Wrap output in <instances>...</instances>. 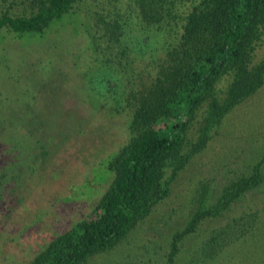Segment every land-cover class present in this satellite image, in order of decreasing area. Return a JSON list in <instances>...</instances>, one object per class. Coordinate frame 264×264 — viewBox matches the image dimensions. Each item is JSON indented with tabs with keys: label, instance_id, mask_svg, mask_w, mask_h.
<instances>
[{
	"label": "rangeland",
	"instance_id": "374dc122",
	"mask_svg": "<svg viewBox=\"0 0 264 264\" xmlns=\"http://www.w3.org/2000/svg\"><path fill=\"white\" fill-rule=\"evenodd\" d=\"M196 1L163 0L162 22H152L157 32L141 30L137 0H83L42 34L0 30V110H20L9 118L13 123L0 122L15 135L31 133L22 146L18 136L14 150L36 153L30 160L33 165L26 167L16 157L11 178L0 190V264H28L50 240L94 211L113 178L107 160L129 139V114L115 107L113 97L94 90L92 82L109 70L104 62L114 58L141 83L177 42L184 16ZM100 19L111 28L124 26L125 34L112 47L97 39L95 43L94 27ZM126 20L140 26H126ZM124 49L127 53L121 55ZM263 57L264 35L254 61ZM12 75L21 76L22 82L11 80ZM110 79V90L115 91L117 81ZM228 86L229 79L222 78L216 96L224 98ZM29 87L36 96L29 93L26 102ZM208 104L203 103L192 122L185 150L202 129L210 139L178 173L170 195L120 244L84 264H165L171 239L198 206L200 191L206 195L205 204H212L226 184L264 160V84L210 127L205 126ZM52 121L58 124L50 125ZM37 140L49 144L31 147ZM222 229L219 252L205 264H264V184L247 192L224 215L205 219L181 242L179 264H204L196 253ZM230 229L251 231L238 239L227 237Z\"/></svg>",
	"mask_w": 264,
	"mask_h": 264
},
{
	"label": "trees",
	"instance_id": "16d2710c",
	"mask_svg": "<svg viewBox=\"0 0 264 264\" xmlns=\"http://www.w3.org/2000/svg\"><path fill=\"white\" fill-rule=\"evenodd\" d=\"M82 1L21 0L19 3L18 0H0V30L19 35L42 34ZM162 3L163 0H137L139 16L144 23L142 31L157 32L152 22H162ZM128 20L124 22L126 26L139 25L138 22L128 25L131 22ZM94 29V40L108 47L119 42L125 34L121 23L111 28L104 19H100ZM177 33V42L167 48L163 58L156 61L155 70L146 73L141 83L134 80L139 78L129 76L120 60L112 58L104 62L109 64V70L101 71L100 79L92 82L93 89L113 97L116 108L128 111L129 139L107 160L113 178L94 211L50 240L28 264H84L95 254L115 248L170 195L178 173L206 147L210 137L207 129H202L199 138L185 150L188 131L203 103L209 101L205 126L210 127L264 84V57L254 61L264 35V0H197L187 11L181 31ZM137 36L135 33L134 37ZM97 49L103 54L106 51ZM126 53L124 49L121 55ZM116 72L119 75L113 76ZM12 76L11 80L16 78L18 84L22 82L21 76ZM110 78L117 81L115 91L110 90ZM222 78L229 79L224 98L215 94ZM26 92V102L30 101L29 93L36 96L34 88L29 87ZM1 110L0 121L5 124L13 123L9 118L20 112H10L4 107ZM73 118L72 125L76 126L78 120ZM1 122L0 190L3 181L6 184L11 178L16 157H19V165L26 167L33 165L30 160H34L36 154L20 153L22 148L17 151L11 147L18 136L22 146L31 133L15 135L13 129L7 125L5 128ZM56 124L57 121L50 123ZM38 144L44 147L49 143L37 140L31 147ZM263 163L264 160H260L250 173L226 184L212 204H205L206 195L200 191L198 206L185 227L171 239L165 264H179L181 242L196 233L205 219L224 215L247 192L264 184ZM168 167H171V174H168ZM229 231L227 237L241 239L251 230ZM224 232L222 229L212 233L200 247L196 257L203 259L202 263L218 254Z\"/></svg>",
	"mask_w": 264,
	"mask_h": 264
}]
</instances>
